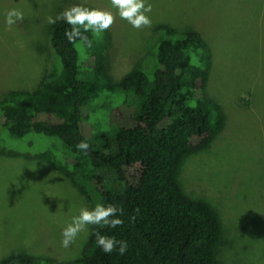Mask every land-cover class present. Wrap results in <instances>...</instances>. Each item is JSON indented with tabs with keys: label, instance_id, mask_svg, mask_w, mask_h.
Wrapping results in <instances>:
<instances>
[{
	"label": "rangeland",
	"instance_id": "rangeland-1",
	"mask_svg": "<svg viewBox=\"0 0 264 264\" xmlns=\"http://www.w3.org/2000/svg\"><path fill=\"white\" fill-rule=\"evenodd\" d=\"M148 2L151 28L133 29L117 15L108 30L109 73L118 80L139 68L151 79L157 44L165 37L160 26L171 27L176 37L189 30L203 36L212 50L206 91L221 106L225 125L207 149L184 161L178 178L189 196L205 201L219 215L220 262L264 264V0ZM74 4L115 14L110 0H0V102L8 91L35 90L45 77L58 72L48 17L55 18ZM12 8L21 10L24 19L9 27L5 13ZM89 33L95 39L100 35ZM75 48L82 59L83 42L77 41ZM133 98L118 90L94 100L96 109L90 111L89 121L104 136L89 137L96 150L110 152L115 129L104 119L112 107ZM7 140L30 152L45 147L38 141L51 140L61 157L66 151L60 140L38 134ZM99 173L115 184L112 172ZM82 182L85 194L50 162L0 154V261L14 252L38 257V262L78 258L90 225L68 248L61 246V231L82 208L91 210L99 203L92 182Z\"/></svg>",
	"mask_w": 264,
	"mask_h": 264
},
{
	"label": "trees",
	"instance_id": "trees-1",
	"mask_svg": "<svg viewBox=\"0 0 264 264\" xmlns=\"http://www.w3.org/2000/svg\"><path fill=\"white\" fill-rule=\"evenodd\" d=\"M69 27L59 20L48 28L58 72L35 90L8 91L0 102V154L50 162L83 194L82 181L92 182L100 204L124 209V223L115 229L90 225L84 251L74 260L38 262V257L14 252L0 264H222L217 257L219 215L205 201L189 196L179 179L184 161L207 149L225 125L221 106L206 91L211 47L196 31L176 37L171 27L160 26L165 37L157 44L152 78L131 68L115 80L108 68V30L97 39L83 33L92 46L83 43L86 54L79 59L77 41L69 43L64 35ZM118 90L135 100L110 109L104 120L115 129L113 146L100 152L89 137L104 136L94 130L89 113L99 96ZM30 133L58 139L66 151L61 157L51 140L38 141L45 147L31 152L8 144L7 137ZM81 140L90 145L87 153L76 147ZM100 170L112 172L115 184L107 183ZM96 231L126 241L127 251L104 254Z\"/></svg>",
	"mask_w": 264,
	"mask_h": 264
},
{
	"label": "clouds",
	"instance_id": "clouds-1",
	"mask_svg": "<svg viewBox=\"0 0 264 264\" xmlns=\"http://www.w3.org/2000/svg\"><path fill=\"white\" fill-rule=\"evenodd\" d=\"M113 11L101 8H89L81 4H74L59 13L55 18L48 17V23L52 24L56 21L63 20L70 27L66 29L64 35L69 43L82 41L87 47L92 46V41L83 33L91 32L94 36L109 30L115 23L117 15L121 20L126 21L133 29L143 30L151 28L152 20L150 13L152 5L148 0H110ZM24 13L16 8L9 9L5 13V23L11 27L17 22H22ZM77 149L87 153L90 145L81 140L77 145ZM124 215V209L113 204L105 206L104 204H96L91 210L82 208L79 215L73 217L69 223L61 231V246L68 248L72 245L78 234L87 229L89 225H101L115 229L122 226L124 221L120 218ZM134 220V217H130ZM96 238V244L104 254H112L117 252L123 255L127 251V242L117 240L114 236L103 235L96 231L93 233Z\"/></svg>",
	"mask_w": 264,
	"mask_h": 264
}]
</instances>
